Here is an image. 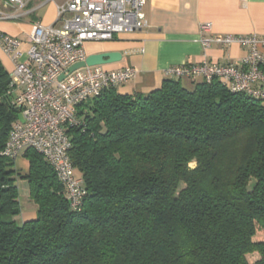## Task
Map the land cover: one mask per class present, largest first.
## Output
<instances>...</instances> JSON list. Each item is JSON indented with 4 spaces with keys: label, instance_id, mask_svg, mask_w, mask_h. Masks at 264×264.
<instances>
[{
    "label": "trees",
    "instance_id": "16d2710c",
    "mask_svg": "<svg viewBox=\"0 0 264 264\" xmlns=\"http://www.w3.org/2000/svg\"><path fill=\"white\" fill-rule=\"evenodd\" d=\"M8 84L0 61V151L20 111ZM78 115V210L41 154L23 152V174L0 154V264H264L263 101L172 77L147 94L110 87ZM17 178L36 208L20 223Z\"/></svg>",
    "mask_w": 264,
    "mask_h": 264
},
{
    "label": "built area",
    "instance_id": "2783aa9c",
    "mask_svg": "<svg viewBox=\"0 0 264 264\" xmlns=\"http://www.w3.org/2000/svg\"><path fill=\"white\" fill-rule=\"evenodd\" d=\"M28 1L0 0V21L19 18ZM148 1L67 0L56 4L53 24L32 23L25 41L0 31V50L12 63L6 95L16 93L11 105L20 109L22 117L11 125L0 154L10 160L27 149L41 154L73 209L80 208L86 192L82 179L73 174L66 131L83 126L78 108L84 101L129 82L135 70L130 66L107 70L102 65L72 72L67 68L85 59L86 42L108 41L146 27L144 7ZM199 42L203 49L238 45L247 52L237 62L204 59L197 64L171 66L166 73L207 82L218 79L231 92L264 101V35L215 33L212 23L205 21L199 24ZM61 73L64 77L59 80Z\"/></svg>",
    "mask_w": 264,
    "mask_h": 264
},
{
    "label": "crops",
    "instance_id": "0c3cea01",
    "mask_svg": "<svg viewBox=\"0 0 264 264\" xmlns=\"http://www.w3.org/2000/svg\"><path fill=\"white\" fill-rule=\"evenodd\" d=\"M65 1L67 0H29L19 18L0 21V31L25 41L32 23L37 21L44 25L53 24L56 4ZM144 12L148 23L146 27L120 33L108 41H89L84 44L86 56L101 52L120 54L117 61L102 65L104 69L127 66L134 68V77L115 87L120 94H147L159 88L163 80L172 78L166 73L171 66L197 64L204 59L216 63L237 62L245 56L246 49L238 45L226 49L211 45L203 49L199 42L201 22H211L215 33L264 35V0H149ZM22 34L24 35L21 36ZM22 47L25 48V45ZM0 61L3 67L4 64L10 66L8 69L4 67L9 76L12 63L1 50ZM15 94L8 95L10 102ZM21 118L19 111L17 120ZM19 156H23V153ZM18 157L13 161V168L17 172L19 170L15 167V162ZM26 170L19 173L23 174ZM16 186L18 195L21 193L28 198L27 181L17 178ZM35 210L32 203L21 209L20 214L14 218L19 223L33 219Z\"/></svg>",
    "mask_w": 264,
    "mask_h": 264
},
{
    "label": "water",
    "instance_id": "95a60500",
    "mask_svg": "<svg viewBox=\"0 0 264 264\" xmlns=\"http://www.w3.org/2000/svg\"><path fill=\"white\" fill-rule=\"evenodd\" d=\"M120 58L118 52H101L89 54L84 60L79 61L67 68V72H72L73 70L84 67V66H94V65H105L107 63L115 62ZM64 77V73H61L59 80Z\"/></svg>",
    "mask_w": 264,
    "mask_h": 264
},
{
    "label": "rangeland",
    "instance_id": "374dc122",
    "mask_svg": "<svg viewBox=\"0 0 264 264\" xmlns=\"http://www.w3.org/2000/svg\"><path fill=\"white\" fill-rule=\"evenodd\" d=\"M24 34H22L21 36H23ZM22 38V37H21ZM5 69H8L10 66L7 64H4ZM263 105H264V101H263ZM191 166L194 165V163L190 164ZM14 167V165H13ZM15 167L18 168L19 172L26 170L27 168V159L24 156H19L15 162ZM75 177H79V174L77 171L73 172ZM20 188V187H19ZM30 204H32V202H29V198H25L21 193L19 195V205L20 208L23 210L25 208H27Z\"/></svg>",
    "mask_w": 264,
    "mask_h": 264
}]
</instances>
